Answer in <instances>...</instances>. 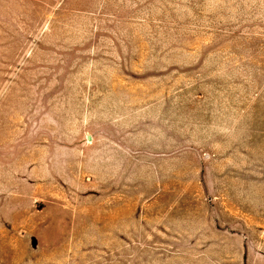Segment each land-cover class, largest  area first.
Listing matches in <instances>:
<instances>
[{
  "label": "rangeland",
  "instance_id": "obj_1",
  "mask_svg": "<svg viewBox=\"0 0 264 264\" xmlns=\"http://www.w3.org/2000/svg\"><path fill=\"white\" fill-rule=\"evenodd\" d=\"M0 264H264V0H0Z\"/></svg>",
  "mask_w": 264,
  "mask_h": 264
}]
</instances>
